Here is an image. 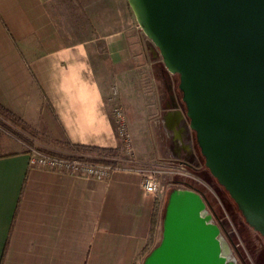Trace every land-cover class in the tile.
Here are the masks:
<instances>
[{
  "label": "crops",
  "instance_id": "0c3cea01",
  "mask_svg": "<svg viewBox=\"0 0 264 264\" xmlns=\"http://www.w3.org/2000/svg\"><path fill=\"white\" fill-rule=\"evenodd\" d=\"M158 57L128 0H0V103L48 136L46 152L126 157L119 105L135 162L108 179L36 169L26 144L4 138L0 264H143L159 244L145 254L161 199L140 170L193 163L198 149L177 74Z\"/></svg>",
  "mask_w": 264,
  "mask_h": 264
},
{
  "label": "water",
  "instance_id": "95a60500",
  "mask_svg": "<svg viewBox=\"0 0 264 264\" xmlns=\"http://www.w3.org/2000/svg\"><path fill=\"white\" fill-rule=\"evenodd\" d=\"M219 183L264 238V0H128ZM143 264H235L200 189H173Z\"/></svg>",
  "mask_w": 264,
  "mask_h": 264
},
{
  "label": "rangeland",
  "instance_id": "374dc122",
  "mask_svg": "<svg viewBox=\"0 0 264 264\" xmlns=\"http://www.w3.org/2000/svg\"><path fill=\"white\" fill-rule=\"evenodd\" d=\"M57 4V3H56ZM163 62V58L159 57ZM179 81V74L176 75V84ZM181 97V92H179ZM182 100V98H181ZM117 101V100H115ZM114 101V102H115ZM181 108L185 110V104L182 102ZM186 112V110H185ZM188 121V118L186 117ZM0 125L2 126L3 132L1 134L0 142V153L2 149V141L4 138H10L17 140L16 134H22L33 141L34 147L40 148V146L46 145V142H49L50 139L43 132L37 130L34 124L27 123L25 127L18 126L7 120L0 113ZM192 131V130H191ZM195 136V133L192 132ZM196 138V136H195ZM19 140V139H18ZM197 140V138L195 139ZM33 147V148H34ZM36 148V149H37ZM197 156L193 163L188 162L184 158L179 159L176 157H170L168 161H175L177 164H171L169 166L156 165L160 169V177L162 180V185L160 192L158 193L159 209L160 215L158 217L157 232H156V244L159 243L162 237V227H160V222L164 220V212L166 208L167 200L170 196V193L173 189H183L188 188L189 184L198 185L203 189L208 199L213 203L214 208L218 211V214L221 216V220L226 225L227 231L221 228V238L227 246L229 257L235 260L236 264H242L240 255L237 254L233 244L228 240L227 232L230 233L234 241L239 245L241 252L244 253L246 261L248 264H264V238L263 236L254 229V227L249 226L246 222L244 215L241 213L238 204L234 201L229 193V191L222 186L218 179L212 175L210 169L206 166L205 158L201 153V149L197 145ZM46 151V150H44ZM131 154H126V157H134V148L132 144ZM47 153H49L47 151ZM183 163V164H182ZM121 169L124 168V165H135V162H126L123 161L120 163ZM182 164V167H181ZM163 201V203H162ZM207 213L213 215L212 210L207 209ZM214 222L217 221L215 215H213ZM221 223V222H220ZM155 244V245H156Z\"/></svg>",
  "mask_w": 264,
  "mask_h": 264
},
{
  "label": "built area",
  "instance_id": "2783aa9c",
  "mask_svg": "<svg viewBox=\"0 0 264 264\" xmlns=\"http://www.w3.org/2000/svg\"><path fill=\"white\" fill-rule=\"evenodd\" d=\"M118 94L117 87H113V98ZM116 121L119 127V134L123 142V149L127 154H131L133 139L126 124V115L123 108L116 105L114 108ZM3 132L0 125V140ZM1 142V141H0ZM30 166L32 168L44 169L59 173H66L82 177H95L99 179H108L116 171L121 169V162H133L132 158L122 157L110 154H98L96 152H80L76 155L65 156L39 151L31 148ZM171 164H177L170 161ZM183 164V163H182ZM181 164V167H182ZM142 175L143 190L147 193L157 194L160 192L162 180L160 169L157 167L143 168L140 170Z\"/></svg>",
  "mask_w": 264,
  "mask_h": 264
},
{
  "label": "trees",
  "instance_id": "16d2710c",
  "mask_svg": "<svg viewBox=\"0 0 264 264\" xmlns=\"http://www.w3.org/2000/svg\"><path fill=\"white\" fill-rule=\"evenodd\" d=\"M179 82V81H178ZM179 85V84H178ZM179 92H181L182 95V91L179 90ZM0 113L3 115V117L7 120H10L11 122H13L14 124L21 126V127H25L26 123L23 121V119H21V117H19L17 114H15L13 111H11L10 109H8V107H5L4 105H2L0 103ZM16 137L22 141L24 144L27 145V151L29 152L31 150V148H33L34 143L32 140H30L29 138H27L26 136L22 135V134H16ZM196 143L198 145V142L196 140ZM199 146V145H198ZM80 149H83L82 152H96L98 154H110V155H118L119 153H117L118 151L115 149H107V148H97V147H82V146H78ZM39 151L42 152H46L42 149L37 148ZM189 186H191L194 189H200L203 192V189H201L200 186L198 185H193L191 183H188ZM160 215V209H156L154 214H153V219H152V228H151V234H150V238H149V242L145 247V254L147 252H149V250L153 247L154 242H155V236H156V228H157V224H158V217Z\"/></svg>",
  "mask_w": 264,
  "mask_h": 264
},
{
  "label": "flooded vegetation",
  "instance_id": "af4514ba",
  "mask_svg": "<svg viewBox=\"0 0 264 264\" xmlns=\"http://www.w3.org/2000/svg\"><path fill=\"white\" fill-rule=\"evenodd\" d=\"M183 102V101H182ZM203 193L205 194V192L203 191ZM206 196V194H205ZM208 202H209V209L212 210L213 212V215H215V217L217 218V221L221 222V227L227 231V228H226V225L224 224V222L221 220V216L218 214V211L214 208V205L213 203L208 199V197L206 196ZM227 237H228V240L233 244L234 248H235V251L237 252L238 255H240V259L242 261V264H248L247 261H246V258H245V255L244 253L241 252L240 248H238V244L236 241H234V239L232 238V236L230 235L229 232H227ZM227 255L229 257V253L227 252ZM230 258V257H229ZM231 259V258H230ZM235 262L234 259H231ZM236 264V263H235Z\"/></svg>",
  "mask_w": 264,
  "mask_h": 264
}]
</instances>
